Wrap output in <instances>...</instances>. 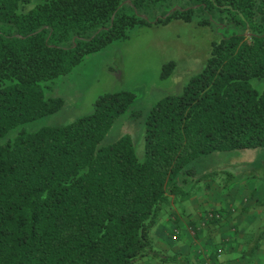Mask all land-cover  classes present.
Listing matches in <instances>:
<instances>
[{"label": "trees", "instance_id": "1", "mask_svg": "<svg viewBox=\"0 0 264 264\" xmlns=\"http://www.w3.org/2000/svg\"><path fill=\"white\" fill-rule=\"evenodd\" d=\"M162 1L0 0V138L59 111L63 100L47 98L43 84L135 27L198 19L222 36L183 93L153 107L143 160L130 136L102 145L135 101L128 91L0 146V264H138L163 208L191 199L183 188L207 178L195 163L264 148V90L251 84L264 78V0H176L161 11ZM216 251L200 264H227Z\"/></svg>", "mask_w": 264, "mask_h": 264}, {"label": "rangeland", "instance_id": "2", "mask_svg": "<svg viewBox=\"0 0 264 264\" xmlns=\"http://www.w3.org/2000/svg\"><path fill=\"white\" fill-rule=\"evenodd\" d=\"M171 4L179 5L181 2L162 1L156 7L164 11L170 9ZM221 38L212 26L201 25L198 19L135 27L127 39L114 41L90 55L69 75L45 82V96L62 99V108L12 129L0 138V146L22 134L68 125L92 114L99 97L128 91L135 95V101L115 122L102 145L108 146L123 136H130L138 157L143 160L146 121L153 107L169 95L183 93L187 84L205 67L213 42ZM170 63L174 64V70L165 77L164 68ZM251 84L258 91L264 90V78L254 79ZM244 163L247 165L246 172L240 171L244 168H236ZM194 165L198 173L216 171L211 179L220 184L227 182L228 172L224 170L234 168L236 172L239 170L235 173L238 178H252L258 185L264 181V148L218 152ZM183 190L191 191V198L208 195L205 188L197 185L184 187Z\"/></svg>", "mask_w": 264, "mask_h": 264}, {"label": "crops", "instance_id": "3", "mask_svg": "<svg viewBox=\"0 0 264 264\" xmlns=\"http://www.w3.org/2000/svg\"><path fill=\"white\" fill-rule=\"evenodd\" d=\"M236 168L247 171L246 163ZM224 171V184L211 179L216 171L200 172L208 175L197 184L208 191L206 197L169 201L151 230V250L138 264H200L222 242L227 264H264V181L257 185L238 178L239 170ZM218 211L223 218L213 228L207 216Z\"/></svg>", "mask_w": 264, "mask_h": 264}, {"label": "built area", "instance_id": "4", "mask_svg": "<svg viewBox=\"0 0 264 264\" xmlns=\"http://www.w3.org/2000/svg\"><path fill=\"white\" fill-rule=\"evenodd\" d=\"M213 219H216V220H221L222 219V216L221 214H210L208 216V222H210V220H213ZM223 256H224V250L222 247H219L216 251V256L214 258V261H221L223 259ZM205 264H211L210 261L208 260H205Z\"/></svg>", "mask_w": 264, "mask_h": 264}, {"label": "water", "instance_id": "5", "mask_svg": "<svg viewBox=\"0 0 264 264\" xmlns=\"http://www.w3.org/2000/svg\"><path fill=\"white\" fill-rule=\"evenodd\" d=\"M159 19H157L156 21H158Z\"/></svg>", "mask_w": 264, "mask_h": 264}]
</instances>
